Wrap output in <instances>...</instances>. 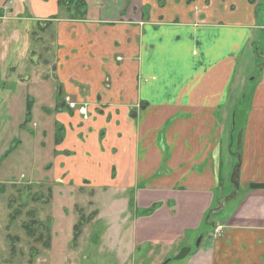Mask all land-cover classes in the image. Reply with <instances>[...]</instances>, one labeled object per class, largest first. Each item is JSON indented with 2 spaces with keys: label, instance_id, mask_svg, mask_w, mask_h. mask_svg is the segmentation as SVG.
I'll return each mask as SVG.
<instances>
[{
  "label": "crops",
  "instance_id": "1",
  "mask_svg": "<svg viewBox=\"0 0 264 264\" xmlns=\"http://www.w3.org/2000/svg\"><path fill=\"white\" fill-rule=\"evenodd\" d=\"M97 1L87 19L73 20L59 18V0H0L4 57L24 36L21 27H52L56 82L75 101L86 99L93 114L88 139L68 126L57 172L65 168L79 182L86 169L109 166V177L112 166L119 186L134 188L126 208L129 244L122 239L120 252L161 247L179 253L183 241L201 234L179 264H264V189L249 187L264 183V143L253 131L264 126V52L259 77L248 80L257 84L238 164L241 181L232 179L234 166V189L226 205L217 204L224 187L219 109L229 104L241 53L264 43V0ZM21 43L19 57L25 36ZM220 210L228 212L218 217Z\"/></svg>",
  "mask_w": 264,
  "mask_h": 264
},
{
  "label": "rangeland",
  "instance_id": "2",
  "mask_svg": "<svg viewBox=\"0 0 264 264\" xmlns=\"http://www.w3.org/2000/svg\"><path fill=\"white\" fill-rule=\"evenodd\" d=\"M85 1L88 8L98 2ZM77 2L73 0L70 8L62 7L59 18H71ZM21 29L27 46L23 56L19 57L16 49L22 47L24 36L15 46L10 45L15 51L10 50L8 57L0 44V264H164L174 258L178 254L175 248H141L132 255L130 250L120 252L122 239L129 244L127 218L131 210L126 208L134 188L120 187L112 166L109 177V166L102 171L86 169L79 182L70 181L65 168L57 172V149L68 126L74 127V132L79 127V135L88 139L94 132L90 124L93 114H89L86 99L75 101L56 82L53 28L25 25ZM254 47L258 51L254 52ZM263 52L264 43L259 41L241 53L229 104L219 109L224 187L217 190V204L225 203L234 189L230 178L234 166L232 179L241 181L238 164L257 84L248 80L259 77L263 59L258 56ZM145 107L146 103H140L136 111ZM234 112L232 130L229 125ZM62 114L70 120L60 118ZM102 129L98 137L103 147L107 139ZM253 131L259 143H264V126L256 125ZM107 178L111 180L105 182ZM227 212L220 210L217 216ZM200 236L188 237L183 247L194 250ZM179 262L172 259L167 264Z\"/></svg>",
  "mask_w": 264,
  "mask_h": 264
},
{
  "label": "trees",
  "instance_id": "3",
  "mask_svg": "<svg viewBox=\"0 0 264 264\" xmlns=\"http://www.w3.org/2000/svg\"><path fill=\"white\" fill-rule=\"evenodd\" d=\"M73 0H59V4L61 7L67 6V8H70L71 2ZM76 8L73 10V16L70 19L73 20H83L87 16L88 13V4L85 0H78ZM70 11V10H69ZM211 209L205 214L204 222L207 223L210 220L211 215ZM29 231H32L31 228H29Z\"/></svg>",
  "mask_w": 264,
  "mask_h": 264
},
{
  "label": "water",
  "instance_id": "4",
  "mask_svg": "<svg viewBox=\"0 0 264 264\" xmlns=\"http://www.w3.org/2000/svg\"><path fill=\"white\" fill-rule=\"evenodd\" d=\"M249 187L251 189H255V190H260V189H264V183H250ZM201 238H199L197 244H200ZM191 251V248L189 246L183 247L180 252L174 257L175 260H181L183 258H185ZM171 259H167V261L164 264H167L168 262H170Z\"/></svg>",
  "mask_w": 264,
  "mask_h": 264
},
{
  "label": "built area",
  "instance_id": "5",
  "mask_svg": "<svg viewBox=\"0 0 264 264\" xmlns=\"http://www.w3.org/2000/svg\"><path fill=\"white\" fill-rule=\"evenodd\" d=\"M83 113H84V112H83ZM216 231L220 232V231H221V229H219V228H218Z\"/></svg>",
  "mask_w": 264,
  "mask_h": 264
},
{
  "label": "flooded vegetation",
  "instance_id": "6",
  "mask_svg": "<svg viewBox=\"0 0 264 264\" xmlns=\"http://www.w3.org/2000/svg\"><path fill=\"white\" fill-rule=\"evenodd\" d=\"M217 229H218V228H217ZM217 229H216V230H217Z\"/></svg>",
  "mask_w": 264,
  "mask_h": 264
}]
</instances>
